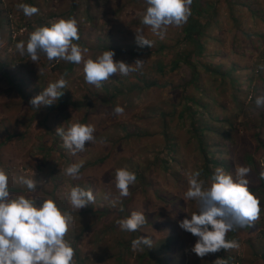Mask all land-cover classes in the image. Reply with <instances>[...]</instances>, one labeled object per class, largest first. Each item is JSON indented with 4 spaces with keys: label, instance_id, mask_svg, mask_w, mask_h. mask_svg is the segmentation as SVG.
<instances>
[{
    "label": "rangeland",
    "instance_id": "374dc122",
    "mask_svg": "<svg viewBox=\"0 0 264 264\" xmlns=\"http://www.w3.org/2000/svg\"><path fill=\"white\" fill-rule=\"evenodd\" d=\"M244 1L232 0L238 9L236 15L246 19L240 23V32H234L228 30L225 0H211L221 9L217 22L211 24L209 36L203 39L207 49L197 58L201 61L197 68L199 78L190 83L189 67L170 70L187 22L180 27L169 26L164 39H160L141 23L147 7L145 0H0V168L9 174L13 196H32L38 199L37 204L55 199L52 192L57 180L64 201L59 205L72 216L66 239L79 250L74 255L75 264H120L116 257L119 241L133 240L134 232L121 231L116 223L125 217L124 212L116 211L119 204L112 207L109 202L119 195L114 182L117 168L136 173L137 181L129 189L130 208L144 212L147 218L137 233L152 238L153 246L149 249L153 253L161 249L165 264H215L218 258L226 264H264V196L260 194L264 190V178L260 176L264 171V108H257L254 103L256 96L264 92V70L260 69L264 65V26L241 6ZM249 1H259V7H264V0ZM22 2L38 7L39 12L25 17L17 7ZM69 17L77 20L80 45L88 49L85 59L111 49L115 51L114 59L129 64L140 59L143 65L128 76L113 74L99 88L85 81L83 63L75 65L66 77L65 92L83 107L78 105L77 111L43 106L35 109L30 100L64 74L70 63L48 61L43 53L35 63L27 55L19 54L16 43H26L38 27ZM139 29L154 42L153 46L137 44ZM160 45L167 46L161 52L155 51ZM193 50L190 46L185 52ZM159 63L167 65L164 75L159 74ZM138 79L142 81V90L129 91L128 85ZM144 80H155L160 86L147 88ZM113 87L121 88L123 93L110 112L106 109L111 105L101 107L99 116L105 125L95 134V141L86 144L84 152L73 155L64 148L60 137L58 149L49 148L57 127L64 124L67 128L88 114L91 91L102 96L106 88L111 91ZM117 105L124 108L121 115L113 111ZM195 111L196 116L190 117ZM193 125L201 127L202 136L196 135ZM101 159L105 162L97 164L95 173L103 185L96 193L101 197L95 196L93 211L71 210L65 193L71 189L68 181L72 178L62 170L72 163L83 161L86 165ZM206 164L209 174L204 172ZM240 166L251 169L247 179L250 191L260 200L259 217L238 227L235 234L227 233L226 239L237 241L238 248L222 249L200 258L191 251L197 238L179 227V221L198 211L195 201L183 198L187 177L199 170L207 186L216 168L222 167L234 175ZM21 176L34 179L37 190L29 193L19 183ZM102 207L111 213L105 227L103 217L94 214ZM167 208L178 209L179 214L173 215ZM163 215L168 219L161 226L159 219ZM85 227L92 230L82 234ZM166 244L173 248L165 249ZM141 251L132 248L129 264H136Z\"/></svg>",
    "mask_w": 264,
    "mask_h": 264
},
{
    "label": "clouds",
    "instance_id": "9594fccd",
    "mask_svg": "<svg viewBox=\"0 0 264 264\" xmlns=\"http://www.w3.org/2000/svg\"><path fill=\"white\" fill-rule=\"evenodd\" d=\"M192 3L193 0H145L147 7L141 23L164 39L169 26L180 27L188 21ZM17 7L25 17L39 12L38 7L28 3L22 2ZM135 38L140 47L153 46L154 42L145 37L142 29L136 30ZM79 40L77 20L74 17L59 18L36 28L26 43L23 40L16 43V49L20 55H27L35 63L39 61L41 53L48 61L62 60L76 65L83 63L85 81L97 88L113 74L128 76L143 65L144 61L140 59L131 64L116 60L115 51L111 49L102 51L95 58L85 59L84 53L88 49L76 43ZM260 69L264 70V65H260ZM67 75L65 72L33 97L30 100L33 108L39 110L42 106L56 104L68 86ZM254 103L257 108H264V92L256 96ZM113 111L121 115L124 108L117 105ZM63 125L57 127L55 133L62 139L64 148L73 155L84 152L86 144L95 141L94 125L80 122H73L67 128ZM83 163L70 164L62 170L63 174L74 180L79 179ZM250 171L249 167L240 166L233 175L218 167L207 186L199 170L188 175V187L183 198L185 201H195L198 211L190 214V218L179 221V227L197 238L191 248L196 256L203 258L222 249L238 248L237 241L226 239L227 233L258 219L260 200L249 189L247 177ZM260 176L264 178V171ZM136 181L134 171L117 168L114 182L119 197H127L130 186ZM19 183L26 186L29 193L37 190V183L32 178L21 176ZM65 197L71 210L78 212L95 203L96 199L91 189L86 190L79 185L72 186ZM37 200L24 194L13 196L9 174L0 168V264H75L74 249L66 239L72 216L55 199H44L40 204H37ZM109 202L112 207L120 203L119 198ZM120 210L123 211L122 206ZM116 223L121 231L135 232L147 223V218L142 211H132ZM131 246L133 250H143L144 247H152L153 240L150 236L140 235L131 241ZM215 264H226V261L218 258Z\"/></svg>",
    "mask_w": 264,
    "mask_h": 264
},
{
    "label": "trees",
    "instance_id": "16d2710c",
    "mask_svg": "<svg viewBox=\"0 0 264 264\" xmlns=\"http://www.w3.org/2000/svg\"><path fill=\"white\" fill-rule=\"evenodd\" d=\"M225 7L226 10L228 12L229 15V29H232V31L234 32H240V23H245L246 19L244 20V18L241 15H236V13L238 12V9L235 8L236 4L232 2V0H225ZM260 3L259 1H254V2H250L249 0L242 2V7H245L249 10V12L252 14V17H254L255 19L261 20L260 25L264 26V7L260 8L259 7ZM221 9L220 5L214 2H211V0H193V3L191 5V16L189 17L187 23L183 26V31L182 33H180V40L177 43V51L175 52V58L174 60L171 62V71H175L177 68L182 67V66H187L191 69L192 71V75H191V80L189 81L190 83H194L196 82V80L199 78V71H198V64H200L201 61H199L197 58H199L200 55H202L206 49L207 46L205 45V43L203 42V39L207 38L209 36L208 32L211 29V24L213 22H217L216 17H218V12ZM1 24V23H0ZM259 29V27H258ZM221 31H225L223 28L221 29ZM76 43H78L80 45L79 41H76ZM81 46V45H80ZM167 45H160L157 46L155 48V51L157 52H161L163 49H165ZM190 46H192L194 48L193 51H189L188 53H186L185 51L187 50V48H189ZM59 64V63H58ZM76 64L70 63L68 65V67L65 69V72H67L68 74H70L71 72L74 71ZM159 74L164 75L167 69V65L163 64V63H159ZM3 67L1 69V72L4 71ZM142 82L140 79L137 80V82L134 83H130L129 87V91L131 90H137V91H141L142 87L139 86V83ZM144 84L145 87L147 88H154V87H159L160 84L155 81H145L144 80ZM19 89H22L19 86ZM64 91V95L58 100V102L52 106H50L49 108L51 110H55V109H66L68 110V108H73L76 111L79 110V108L77 107L78 105L80 106V108H82V103L79 101H75L73 97H70L66 94V89L63 90ZM90 93V92H89ZM123 93V91L121 90V88L119 87H113L111 91H108V89H105V93L102 94V96L99 95V93L95 92V90L91 91L90 94H92V99L89 101L88 109L89 112L88 114L85 116L84 119H82V121L80 123H85V124H92L95 126V133H99V130L102 126L105 125V122L101 120V118H103L101 115L99 116V114L101 112H99L101 110V107L105 106L106 104L111 105L109 107V109H106L108 112H110L112 109V107L117 103V99L120 98L121 94ZM127 93H132V92H127ZM187 100H191L192 102H197L195 98H188ZM188 105V104H187ZM188 109L191 108L190 105H188L187 107ZM187 110V109H186ZM186 110H183L181 115H185L186 114ZM198 113V111H195L193 114H189L190 117H194L196 116V114ZM194 127V131L196 133L197 136H202V132L203 130L201 129L200 126H195ZM54 133V141H53V145L52 147H49L50 149L52 148V150L54 149H58L57 147V143H58V138L59 136L56 135L55 132ZM164 133H166L164 131ZM42 152H45V149H42ZM105 162V160L101 161H97V163H92L89 162L86 165H83V167L81 168V176L79 179H71L70 181H68V183L70 184V186H75V185H79L83 188H85L86 190L91 189L94 193V195L96 197H101L99 195H97L96 193H98V191L101 189V186L103 185V183L101 181H99L97 174L95 173V169L98 167L97 164L103 163ZM96 165V167L94 168V166ZM94 169V172H89L90 170L92 171ZM87 170V171H85ZM204 172L206 173H210V171L208 170V164H206L205 168H204ZM83 173V174H82ZM141 174V173H139ZM213 173H211L212 175ZM57 180H54V188H53V192L52 194L54 195L55 200L58 202V204H62L63 201V196L61 195V193L58 192V184L56 182ZM260 188H257V191H259ZM130 192V191H129ZM260 194H262L264 196V190L261 189ZM131 195L132 193L130 192V194L127 197H119V195H116V199L119 198V206L117 207L116 211L117 212H124L122 213L125 217L130 215V213L132 211H138L136 208H130V201H131ZM121 206L123 207V211L120 210ZM167 211H170L173 215L179 214L178 209H166ZM93 208H92V204H90L88 207H86L85 209H83L80 212H92ZM70 213V212H69ZM82 214V213H80ZM94 214H98L100 217H103V224L105 227V224L108 222V218L110 216L111 213L108 212V210H106L104 207L98 209L97 211L94 212ZM168 218L166 217V215H163L161 219H159V224L162 226V224L164 223V221H166ZM97 223V221H96ZM160 226V227H161ZM250 227V226H249ZM92 229H90V227H85L81 230V233L84 234L86 231H91ZM238 230V227L235 228L234 230L231 231L232 234H235L236 231ZM105 231H103V236H105L106 234L104 233ZM136 234L138 235V237L140 236L139 233H137V231L134 232L133 238L132 239H136L138 238L136 236ZM79 237H76L75 242H78ZM131 241H123L118 243L119 247V251L117 253V259L120 262V264H129V258L131 256V254H133L132 252V248H131ZM71 246L74 249V253H79V250L76 248V245L74 244V242L71 244ZM165 249L170 250L172 249V245L171 244H166L165 245ZM162 250L159 249L157 250V253H153L151 252V250L149 249V247H144L143 250L141 252H139V256L138 258L135 259L136 264H165V262L162 259Z\"/></svg>",
    "mask_w": 264,
    "mask_h": 264
}]
</instances>
